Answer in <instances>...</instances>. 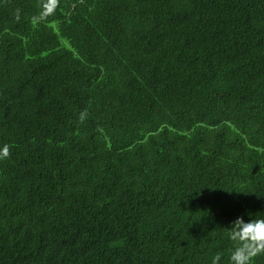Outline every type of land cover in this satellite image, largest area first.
<instances>
[{"label":"trees","instance_id":"16d2710c","mask_svg":"<svg viewBox=\"0 0 264 264\" xmlns=\"http://www.w3.org/2000/svg\"><path fill=\"white\" fill-rule=\"evenodd\" d=\"M39 3L0 0V264H231L264 218V0Z\"/></svg>","mask_w":264,"mask_h":264},{"label":"clouds","instance_id":"9594fccd","mask_svg":"<svg viewBox=\"0 0 264 264\" xmlns=\"http://www.w3.org/2000/svg\"><path fill=\"white\" fill-rule=\"evenodd\" d=\"M60 5V0H40V11L33 17L34 23L45 21L49 16L55 14ZM15 19L20 20V9L16 10ZM87 111H82L78 120L84 123L87 119ZM103 131V129H98ZM11 156V149L8 144L0 147V160ZM227 238L233 242V249L230 253L231 264H253L257 256L264 254V218H252L245 221L243 217H237L227 232ZM222 256L217 253L212 258L211 264H220Z\"/></svg>","mask_w":264,"mask_h":264}]
</instances>
